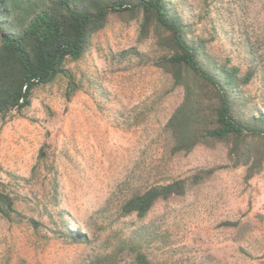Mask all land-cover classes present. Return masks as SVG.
I'll use <instances>...</instances> for the list:
<instances>
[{
	"label": "rangeland",
	"instance_id": "1",
	"mask_svg": "<svg viewBox=\"0 0 264 264\" xmlns=\"http://www.w3.org/2000/svg\"><path fill=\"white\" fill-rule=\"evenodd\" d=\"M172 1L211 54L252 71L246 92L264 99V0ZM159 55L138 22L111 15L65 60L75 90L58 76L21 113L0 114V190L14 207L0 216V264H135V252L153 264H264V172L244 180V167H223L220 144L170 152L164 124L180 95ZM208 168L144 217L119 213L134 191Z\"/></svg>",
	"mask_w": 264,
	"mask_h": 264
},
{
	"label": "trees",
	"instance_id": "2",
	"mask_svg": "<svg viewBox=\"0 0 264 264\" xmlns=\"http://www.w3.org/2000/svg\"><path fill=\"white\" fill-rule=\"evenodd\" d=\"M111 15L138 22L139 38L154 39L160 55L153 64L169 75L180 95L164 124L170 152L220 144L228 161L223 167H244V180L264 172V99L246 92L252 71L242 73L229 58L211 54L208 42L193 33L172 0H0V114L21 113L33 90L58 76L67 78L69 92L75 90L65 60L80 59ZM214 171L199 169L134 191L119 213L142 218L158 203L191 192ZM12 212V197L0 190V216L9 218ZM29 222L34 229L40 225ZM70 236L81 238L78 233ZM133 261L153 264L140 252Z\"/></svg>",
	"mask_w": 264,
	"mask_h": 264
}]
</instances>
